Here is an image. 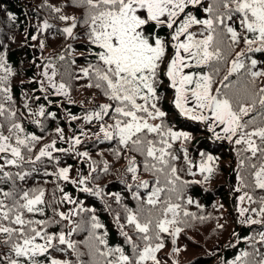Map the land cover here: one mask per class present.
<instances>
[{"label":"snow or ice","instance_id":"snow-or-ice-1","mask_svg":"<svg viewBox=\"0 0 264 264\" xmlns=\"http://www.w3.org/2000/svg\"><path fill=\"white\" fill-rule=\"evenodd\" d=\"M44 7L62 27L48 19L37 25L31 40H39L41 51L46 44L40 37L55 28L66 41H83L87 52L84 65L73 71L76 60L67 56L76 49L67 43L62 54L48 58L42 67L37 65L40 78L31 82L39 85L36 91L48 103L52 102L49 94L74 103V80H86L84 87L95 88L106 98V103L82 117L68 115L71 121L98 123L93 133L97 141H116L114 155L127 160L129 179L122 183L135 205L124 204L119 193L111 194L123 212L114 215L123 243L110 246L107 230L99 232L104 225L96 210L83 207L59 184L68 182L81 192L100 195L102 190L88 187L92 173L97 172L95 162L90 163L88 176L72 179L71 166L60 167L55 155L74 154L91 161L87 151H76L87 132L81 129L80 135L66 139L63 128L57 127L59 139L69 147H57L53 140L37 152L43 137L23 126L24 113L18 115L12 95L11 78L16 73L0 47V264H44L45 260L73 264L70 259L52 257L51 250L74 254L75 264H166L159 256L166 241L173 245L172 254L179 255L180 236L212 218L190 210L195 206L203 212V207L188 195V189L208 183L219 158L204 151L199 152L198 161L190 157L187 145L192 134L177 129L163 110L162 74L178 115L205 126L214 142L233 146L238 180L234 191L241 193L239 222L264 226V195H256L264 193V0H65L63 6L45 3ZM68 8L80 10L81 15L69 14ZM7 15L16 20L14 14ZM30 99L25 93L23 107L43 131L41 118L55 120L57 114L47 111L45 104L34 111ZM181 158L183 168L177 166ZM45 161L53 165V171L36 167ZM102 171L109 172L107 161ZM37 174L54 176L63 193L58 203L75 207L67 212L53 207V217L35 218L44 216L48 206L43 187L27 186ZM144 174L152 179H143ZM185 175L201 179H185ZM84 212L91 213L87 220L74 219ZM61 222L66 223L59 231H49ZM217 228L224 225L218 223ZM82 231L88 233L83 242L86 253L80 250L81 242L72 239ZM234 236L236 242L229 246L236 248L240 238L238 233ZM245 243L248 248L239 249L224 264H264V230L246 237ZM85 255L87 260L82 259Z\"/></svg>","mask_w":264,"mask_h":264},{"label":"trees","instance_id":"trees-1","mask_svg":"<svg viewBox=\"0 0 264 264\" xmlns=\"http://www.w3.org/2000/svg\"><path fill=\"white\" fill-rule=\"evenodd\" d=\"M64 2L65 0H0V47L6 52L8 62L16 73L11 78L12 95L18 115L22 112L24 113L23 126L27 132L43 137L36 147L37 152L44 144H48L53 140H56L57 147H69L68 143L59 139L55 131L57 127L63 128L66 139L74 135H80L81 129L87 132V136L81 135L83 143L76 147V151H87L91 161L74 154L56 153L55 155L60 158V167L71 166L70 176L72 179H78L81 174L88 176L91 171L89 165L91 162H95L97 172L92 173V180L88 187L102 190L100 195L81 192L78 186L68 182L59 181V184L63 187L64 192L70 194L79 203H82L83 207L96 210L95 215L98 217L99 222L104 225V229L99 230V232L102 233L106 229L109 245L118 246L122 245L123 238L119 235L114 215L117 212L123 215V212L121 205L115 202V198L111 194L119 193L124 198V204L130 207L135 205V201L131 200L130 194L126 190L125 183H122V181L129 179V175L125 174L127 160L123 157L118 159L114 155V150L118 147L116 141H104L103 143L97 141L93 133L98 131V123L94 121L92 124H87L82 119L71 121L68 115L82 117L98 104L106 103V98L102 96L99 90L84 87L83 85L87 83L86 80H74L71 82V99L75 101L74 103H69L64 97H57L51 94H49V100L52 102L48 103V101L43 99V94L36 91L39 85L31 82L40 78L39 73L43 63L50 57H57L62 54L67 43H72L76 49L75 54L67 56L68 60H76V64L71 66V70L75 71L85 63L84 54H86L87 49L83 41H66L63 36L56 34L55 28L40 37L44 39L46 44L43 51L38 47L39 40H31V35L36 33L37 25L42 23L44 19H48L50 23L62 27L58 21L52 18V14L44 5L45 3H51L63 6ZM66 11L69 14L81 15V11L74 8H68ZM8 13L14 14L16 20H9ZM78 31L80 30L78 29ZM242 48L243 45H241ZM241 49H237V51ZM44 51L45 53L43 54ZM170 54L171 50H169ZM256 58L262 59L260 54H256ZM33 60H35V64L32 63ZM262 63H264V59H262ZM37 65L41 67H37ZM161 72L163 73V66ZM161 78L164 81L160 87V94L163 97L161 104L163 110L168 113V121L177 129L188 131L192 134L193 139L187 145L190 157L198 161L199 152L204 151L219 159L217 161L218 167L208 183L192 185L188 189V195L198 201L203 207V212L195 206H190V210L198 214L209 215L212 218L197 223L195 228L187 230L180 236L178 246L181 247L182 251L179 255L172 254L173 245L170 241H166V247L159 253V256L166 264H173V261H179V264H224L225 261L231 260L239 249H247L248 245L245 243V238L255 232L264 230V226H248L239 222V202L237 199L239 192L234 191L238 185L235 172L237 157L233 146L227 142H214L210 139L211 134L206 131L205 126L180 117L172 104L173 92L167 87L168 81L163 77V74ZM25 93L32 97L28 102L34 111L37 110L39 104H45L47 111L56 112L57 114V119L55 120L41 118L44 124L43 131L31 122L33 117L29 116L23 107ZM35 96H40L41 100L36 101L34 99ZM176 147L178 149L180 147L179 144ZM178 154L180 153L178 152ZM105 161L109 165L108 173L102 171ZM177 166L179 168L184 167L182 158L177 162ZM26 167L29 166L26 165ZM36 167L41 172L45 167H47L49 172L54 170L53 165L48 161H45L44 164H37ZM181 174L184 175L183 172ZM142 178L152 179L147 174H144ZM185 179H201V177L199 175L196 177L185 175ZM37 183L46 191L45 201L48 202V206L45 208L44 216L35 218L48 219L53 217V207L65 212L69 208L75 207V205L67 203H58L63 193L57 189V181L54 176L34 175L28 179L27 186H35ZM256 195H264V193L257 192ZM221 204L223 207L219 208ZM252 206L255 207V205ZM90 215L91 213L84 212L81 216L74 219L87 220ZM55 219L59 218L55 217ZM64 223L66 222L53 225L49 228V231H59ZM218 223L223 224L224 228H217ZM64 230L67 231L66 228ZM234 233H238L240 238V243L237 244L236 248L229 246L230 243L236 242ZM87 236L88 233L82 231L72 237L75 241L81 242L80 250L85 253L87 249L83 242L87 240ZM261 250L264 251V249ZM50 254L57 259H70L73 264H75L77 259L70 252L65 255L62 252L51 250ZM41 259L43 260V258ZM82 259L87 260V255L82 257ZM44 264H48V262L45 260Z\"/></svg>","mask_w":264,"mask_h":264},{"label":"rangeland","instance_id":"rangeland-1","mask_svg":"<svg viewBox=\"0 0 264 264\" xmlns=\"http://www.w3.org/2000/svg\"><path fill=\"white\" fill-rule=\"evenodd\" d=\"M44 53H45V51L43 52V54H44ZM240 195H241V194L239 193V194H238V197H239Z\"/></svg>","mask_w":264,"mask_h":264}]
</instances>
